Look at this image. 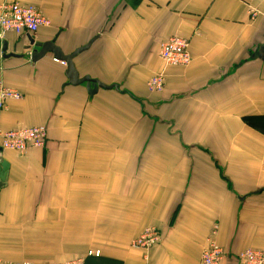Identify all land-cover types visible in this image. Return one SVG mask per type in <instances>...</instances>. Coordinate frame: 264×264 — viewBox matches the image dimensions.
<instances>
[{
	"label": "crops",
	"instance_id": "1",
	"mask_svg": "<svg viewBox=\"0 0 264 264\" xmlns=\"http://www.w3.org/2000/svg\"><path fill=\"white\" fill-rule=\"evenodd\" d=\"M16 1L51 25L7 35L0 79L23 97L0 132L43 126L47 144L0 149V262L203 264L214 242L221 264H242L264 250V0ZM172 36L189 40V66L160 59ZM30 37L66 55L91 42L80 78L119 89L69 85L53 55L31 61ZM151 227L160 242L133 248Z\"/></svg>",
	"mask_w": 264,
	"mask_h": 264
},
{
	"label": "built area",
	"instance_id": "2",
	"mask_svg": "<svg viewBox=\"0 0 264 264\" xmlns=\"http://www.w3.org/2000/svg\"><path fill=\"white\" fill-rule=\"evenodd\" d=\"M50 21L37 8L23 5L16 0L0 4V56L4 55L3 43L7 35H36L41 28L49 27ZM190 42L179 36H172L160 44V59L166 67L189 66L192 62L189 51ZM30 56V55H29ZM66 66L64 62H61ZM165 85V73L158 72L148 82V89L152 93H162ZM22 94L11 87L6 86L0 79V110L7 108L11 100L22 99ZM47 144V130L43 126L20 128L7 132H0V149L12 150L24 154L31 149H43ZM2 160L0 159V164ZM161 240L157 228L151 227L144 232L133 243V248L149 251ZM89 256H99V252H89ZM227 253L221 247L211 242L202 254L203 264H221ZM242 264H264V250L247 249L236 255ZM0 264H3L0 262ZM14 264V263H9ZM16 264H31L30 262ZM60 264H82L81 261L66 262Z\"/></svg>",
	"mask_w": 264,
	"mask_h": 264
},
{
	"label": "water",
	"instance_id": "3",
	"mask_svg": "<svg viewBox=\"0 0 264 264\" xmlns=\"http://www.w3.org/2000/svg\"><path fill=\"white\" fill-rule=\"evenodd\" d=\"M91 46V42L84 47L78 48L73 53L66 55L63 50L56 45V39L40 43L35 41V37H30L29 46L26 48L29 50V55L31 57L32 62H37L43 59L46 55H53L54 60L58 62H64L67 66L66 69V77L68 79V84L72 86H80L85 85L90 96H94L99 89H116L119 87L117 85L107 86L102 84L101 82L90 78L89 76L80 78L78 71L76 70L74 60L80 54L87 51ZM8 50L7 43H3V52L6 54ZM14 55H9L11 57ZM9 169V165L6 162H2L0 164V182H3L6 176V173Z\"/></svg>",
	"mask_w": 264,
	"mask_h": 264
}]
</instances>
